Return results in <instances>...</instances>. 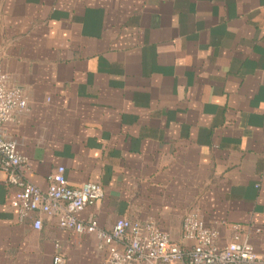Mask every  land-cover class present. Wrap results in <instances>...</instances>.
I'll list each match as a JSON object with an SVG mask.
<instances>
[{"label": "crops", "instance_id": "0c3cea01", "mask_svg": "<svg viewBox=\"0 0 264 264\" xmlns=\"http://www.w3.org/2000/svg\"><path fill=\"white\" fill-rule=\"evenodd\" d=\"M0 68L26 107L2 127L41 190L101 186L78 215L264 254V0H0ZM0 172V264H101L94 235L20 221Z\"/></svg>", "mask_w": 264, "mask_h": 264}, {"label": "built area", "instance_id": "2783aa9c", "mask_svg": "<svg viewBox=\"0 0 264 264\" xmlns=\"http://www.w3.org/2000/svg\"><path fill=\"white\" fill-rule=\"evenodd\" d=\"M6 79L0 68V172L5 175L6 183L17 189L9 204L20 221L35 213L34 230L41 229L42 217L46 216L61 230L94 235L100 248H106L101 264H264V254H256L237 235L228 244L220 245L217 231L208 229L197 214L184 217L181 244L173 242L152 223L141 225L118 219L110 232L101 231L95 219L83 222L78 215L103 199V189L93 182L76 188L68 186L63 167L48 176L45 190L24 182L20 169L25 159L14 142L5 140L2 127L12 121L15 112L26 107V99L19 89L8 87ZM53 263L61 264L62 258L55 257Z\"/></svg>", "mask_w": 264, "mask_h": 264}]
</instances>
